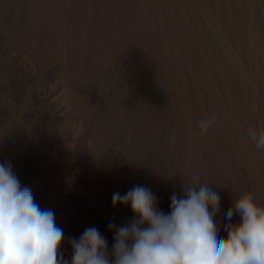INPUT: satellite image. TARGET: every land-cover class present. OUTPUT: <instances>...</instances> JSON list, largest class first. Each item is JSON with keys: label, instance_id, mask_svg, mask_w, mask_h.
<instances>
[{"label": "rangeland", "instance_id": "374dc122", "mask_svg": "<svg viewBox=\"0 0 264 264\" xmlns=\"http://www.w3.org/2000/svg\"><path fill=\"white\" fill-rule=\"evenodd\" d=\"M23 1L22 0L20 1L0 0V59H6L10 61V65L13 71L16 73L23 74L27 72V75H28L29 73L32 72L31 73L32 79L29 78V81H28L30 84H32L37 80L38 77H40L38 76L39 73L36 70L41 62L40 59H42L43 57V56L41 57V55H44L43 53L46 51V49L48 50L49 53L46 51L45 55L47 53L48 56L50 52L52 53L53 51L55 52L57 50L58 48L57 46L59 43L58 38L60 37L59 34H61V32L59 30L60 28L56 25H51L52 30L50 29V26L44 27V29H42L40 33L38 34V37H36V34L34 31H32V29L28 30L29 33L28 31H25L24 30L25 27L23 25L26 24L25 22L27 20L28 11L25 6L26 0H23ZM92 1L96 6H100L101 4L105 3V0H97V1L92 0ZM111 1H112L111 3L114 5L113 16L109 20L102 21L100 20V18H96V15H95L96 10L94 11L92 10V13L88 12L87 10L88 0H58V2H60L61 4L69 6V9L71 11V16L68 18L69 26L66 28V31H65L67 33L66 42L68 41V44H69V41L71 42L70 44L72 45L73 40L77 42L80 40L79 36L82 35L84 27L86 28L87 24L89 25L92 24L94 25L93 27H96L95 30L93 29V27L91 28V31H93L94 34L93 33L91 34V31H90L88 35L89 40L87 39L86 41V44H87L86 52H90L87 55H90L92 52L93 53L89 57L86 55V57H88L87 58L88 64L92 68H94L95 78L93 77L94 80H92V82L93 83L95 82V84L98 87H96L95 84L93 85L92 82H91L92 85L90 84V86H88L87 89L95 88L94 89L95 91L93 90L94 94H93V91L89 89L91 91L88 90L89 92L87 93V95L83 96L82 106L81 104H79L77 109L76 107L74 108V112H77V114H79L78 115L79 117L78 116L68 117L67 122H69L68 123L70 125L69 127L76 131H79L77 132L78 136H82L83 134H85L83 128H80V130L78 129L79 120H80V111H82V113L85 114L84 117L86 118V122H87L86 126H88L87 128L89 130V132H87L88 134L86 135V138L84 142L82 143V145L85 146V148L89 150L90 153L92 152L91 153L92 158L98 159L100 156L105 155L104 157L102 156L103 158L102 157L100 158L109 160L112 154L111 152H108V151H113L117 149L118 151L123 152L124 159H126V162L129 165L128 166L129 169L131 168L130 170H133V171L129 170L130 171L129 173L127 169V164H125L126 168L124 170L126 171V173H128V175L130 174L129 176L131 175L133 176V174L138 175L141 172L140 174L144 178L149 179V182L152 186L157 187L160 191L164 193L166 192V194L170 196H172L174 192L176 194L178 193L177 196H181L183 194L182 192L180 193L177 187H178V184L181 187H183V183L188 182L187 175L189 174L192 176L194 174L199 175L200 182L211 184L214 191H217L218 193L220 192L219 196L222 199L220 198V213L217 214V217H219L222 213L224 214L228 210V208L225 209L226 206L228 207V205L226 204L228 203V199L224 201L226 192L225 190H223V188L225 189V186L223 182L213 180L210 177V174L208 172L205 171L206 172L205 173L202 170V167L198 163L199 161L195 157L192 150L189 149L184 144L183 138L186 136V133H185L186 123H184V120L182 118V114L180 110V99H179L178 94L176 93L175 85H173L174 82L172 83V80H169V82L165 81L166 79L167 80L171 79V77H174V75H169L166 72L167 69L165 68L178 65L180 56H183L182 49L183 47H185V51L190 56V60L192 61L191 64H192V69H193V74H192L193 84H195V86L198 84L202 85V88L199 91L200 97L206 100L210 104V109H213V111L215 110L214 112L217 115L221 117H226L225 115L228 111H232L233 114L235 115V119H236L235 126L232 127V125H229L226 118L223 119V122L221 124L224 127L225 131L227 132V135L224 138V142H223L224 145L226 146L225 147L226 152H227L226 157L229 159L230 157H232L233 144L234 143L237 144L236 139H237V136L240 135L244 138L246 142L249 158L252 160H258L260 162H263L264 161V150L257 151L255 144L247 137V131L249 128L259 127L256 121V113H254L256 109H258L262 113L261 126H264V110H263L264 109V0L263 1L262 0H199V1L198 0H184V6L186 8L185 9L186 14L184 15L176 11L175 5L172 4L173 3L172 0H146V1L143 0L144 2H142V0H120V1L111 0ZM84 2L86 4H83ZM141 2L143 4L140 5ZM146 2H148L147 3L148 5H146ZM202 2L203 4L201 5ZM6 5L7 6L9 5L8 8ZM143 6H144L145 11L142 8ZM228 9L230 10L231 17L228 16V12H227ZM23 12H26L27 14ZM115 13L117 17L115 16ZM251 13L254 15L253 18L256 24L258 23L257 25L259 28V34L257 38H255L253 34L251 33V28H250V23H249V18H250ZM60 16H63V14H61ZM126 17L127 18L130 17V18L126 19ZM74 18L75 20H73ZM89 18L91 19L89 20ZM122 18L125 21V23L124 21H122ZM119 20L120 22L122 21L124 24H122V22L121 24H119L120 23ZM172 20H173V23L175 25V30H176L174 31L175 32L174 39L171 37L170 32L167 31V25ZM217 20H219L221 25L224 26L225 40H222L220 36L216 34V21ZM109 21H112V22H109ZM114 22L115 24L116 23L117 24L114 25ZM197 22H199V24L201 25L203 24L202 27L204 29L202 28V31L204 33V37H205V41L207 43V49H208V50L206 49V51L202 48L199 42V38H198L199 36H198L197 25H196ZM99 23L100 25H98ZM105 23H107L106 25L108 26H106ZM113 25L116 27H114ZM18 26L20 28L17 29ZM22 26L24 27V29ZM13 27L14 29H12ZM108 27L112 28V30L108 29ZM121 27L123 30H121ZM116 28L117 29L120 28V30L117 31ZM11 30L13 31L15 30L16 33ZM22 31L23 33L26 32L24 33L26 34V36L28 35L31 38L35 37L36 39L33 38L34 41L36 40L38 42L39 41L41 42L43 40L42 42H44L45 39L46 41L43 43V45H41L42 42L38 43L36 46L37 48H36L35 45L37 42L35 43L29 37L26 39L25 38L26 36L23 35ZM10 33L11 34L14 33L12 35L13 37H10L11 36ZM15 34L16 35L21 34V37L20 36L17 37L18 39L20 38L23 40L26 39L24 41L20 39L23 45H24V42H27V41H28L27 43H29L30 41L33 42L34 46L33 44H31L32 46L29 45L31 42L28 44V46L31 48L30 51L32 50L33 51L32 52L27 51L30 49V48L27 49L28 48L27 43L24 46L22 45V48H21L22 43L20 44L19 42H17L16 44V40L18 39H16ZM120 35H122L123 37ZM41 36H45V39H43L44 37H41ZM168 36L170 37V43L173 42V40L176 42V47H175L176 49L170 45V48L167 49L166 51L164 40ZM73 37L76 38L77 40L74 39ZM11 38H15L16 40L15 41L13 39L11 40ZM47 38H49L51 42ZM70 38H72L73 40L71 41ZM94 38L96 39L95 42H94L95 40ZM13 41L15 44H13ZM75 41L73 42L75 43ZM180 41L183 43V47L180 45ZM46 42L47 43L50 42L48 43L49 46L47 45ZM260 42L262 45L259 44ZM70 44L68 45V48H70V50H74L72 48L76 49V51L75 50L74 51L77 55H75L74 51L73 53L71 51V55L76 56V57H73V59L76 58L79 61L80 53H81V50L79 49L80 44L78 43V46L74 44L76 45L75 47H69L71 46ZM91 45L96 46L93 48L98 47V49H94L95 50L94 52ZM38 46H40L39 51L42 52V54L39 52L37 53ZM43 46L45 47V49ZM47 46L48 48H46ZM77 48L79 50H77ZM96 50L97 51L99 50V52H97ZM28 52L31 53V55L28 54ZM96 52H97V55H96ZM93 54L95 56H92ZM105 54H107L106 55L107 57H105ZM120 54L121 55L123 54V55L121 56ZM238 54H240L242 58L241 64L238 62V59H237ZM39 55H40V58H39ZM97 56L98 57L100 56L101 58L99 57L98 59ZM93 57L94 59H92ZM96 57H97V60H96ZM45 58L49 60L48 57H45ZM89 58L92 60H89ZM55 59L57 60V58H53V60ZM71 59H72V56H71ZM71 59L70 61L73 63L78 62L76 61V59L75 60H71ZM44 60L45 59L43 58V62ZM48 60L47 62L50 61ZM104 60H106L107 62ZM52 61L49 63V65L55 62V61L54 62ZM42 64L43 63L41 62V65ZM57 64H58V60L56 61V65ZM138 64L142 66V68L144 69V73H143V77H142L140 84L138 86L133 87L134 85L132 82L133 80L132 78L134 75V69L135 67H137ZM49 65L48 63L46 65L44 62L45 70H43V73H46V75L50 76L49 78H51L50 80H52L51 81L52 82L51 86H52L54 85V83H59L58 81H60V79L58 78V75L53 70L55 63L51 64L50 66ZM106 67L108 70H103V68L106 69ZM102 71H105V73L106 71H108V74L109 75L111 74V75L107 77L108 74L107 73L105 74ZM100 73L102 75L104 74L106 75V76L105 75L103 76L104 80L101 78L102 75L100 76ZM115 75L117 76L115 77ZM54 77H57V79ZM99 78L102 80V83H101V80L99 81ZM112 78L114 79L112 80ZM105 79L108 80L107 83ZM43 83L45 82L40 81L39 85H41V87L45 86V84ZM100 85L102 87V88L100 87L101 89L99 88ZM251 85L254 87V90H255L254 98H252V95L249 92L251 90ZM97 88L100 90H98ZM104 88L106 89V91ZM112 88L114 91L112 90ZM87 89L85 90L83 94H86ZM108 89L110 90V92L111 91L112 92L110 93ZM13 90L14 89H11V90L7 89V87H5L2 84L1 78H0V112L3 113V115L0 113L2 115L1 117L2 122H0V129L6 128L7 126L11 124L16 126V118L19 117L21 110L24 108L23 106V101H24L23 91L24 90L21 89L22 90L21 93H18L20 99L14 98L16 93H13L15 91ZM169 90H170V95L168 93ZM103 91L106 94H104ZM98 93H101L102 95ZM105 95H107L108 97H106ZM168 95L170 96V98H168ZM110 96L111 98H109ZM197 96L198 94L194 92L193 99L195 103L197 100ZM149 98L151 101L149 100ZM100 99H103V100H100ZM99 100L101 101L100 102L101 104H99ZM108 101L111 103H109ZM103 106H107L106 107L107 109H105L104 111L107 110L108 112L106 111L104 113L105 115L102 117L101 111L104 108ZM195 106L197 107V105ZM157 107H159V109ZM100 108H101L100 112L98 111L100 115H98L96 110ZM119 111H120V114H119ZM94 113L98 115V117L96 116V119L99 120V122L95 119V116H93L95 115ZM74 114L76 115V113ZM102 114H103V111H102ZM122 117L125 119H123ZM98 124H100V127L98 126ZM89 125H92V126H89ZM65 126H66V123L62 125L61 127L64 128ZM90 127L92 128V130H90L91 129ZM94 127L97 128L98 130L94 129ZM94 130H96V132ZM127 137H130V138L132 137V139L127 138ZM208 149L205 146V150H204L205 154H202L203 155L202 159L209 164V167H212L213 166L212 164L215 163L218 159H220V153L216 150L213 151L210 149L211 150L210 151ZM221 150L223 151V148H221ZM125 155H127L128 157H125ZM128 161L129 162L131 161V163H129ZM187 166L190 167L191 169L188 168ZM61 170L62 172H64L65 170L68 171L70 170V166L67 163H64L61 166ZM78 172H81V171L79 170ZM253 190L254 191L256 190L255 187ZM253 190L251 186L245 185V187L243 186V188H241V193L242 194L249 193L253 195ZM106 192H105L106 195L104 194L105 199L108 202H111L112 195L115 192L114 186L112 187L111 185V186L106 187ZM221 201H223V203H221ZM59 224H62V223L60 222ZM68 224L70 225L74 223L69 222ZM61 226L64 229V234H65L67 241H69L71 238L70 233L67 231L66 228H64L63 225ZM81 235L82 233H78V238ZM69 250H70V253L72 254V249H69Z\"/></svg>", "mask_w": 264, "mask_h": 264}, {"label": "bare ground", "instance_id": "6f19581e", "mask_svg": "<svg viewBox=\"0 0 264 264\" xmlns=\"http://www.w3.org/2000/svg\"><path fill=\"white\" fill-rule=\"evenodd\" d=\"M17 1H20V0H17ZM172 1H173L172 4L175 5L176 11L182 13L183 15L186 14V10H185L186 8L184 6V0H172ZM111 2H112L111 0H105L104 4H101L100 6H96L92 0H88L87 10L90 13H92V10L93 11L96 10V14H95L96 18H100V20H102V21L103 20H109L113 16V12H114V9H113L114 5ZM142 2H144V1L142 0ZM142 2L140 3V5L143 4ZM148 2H146V5H148L147 4ZM18 4H19V2H18ZM83 4H86V3L84 2ZM115 4H116V2H115ZM117 4H118V2H117ZM202 4H203V2L201 3V5ZM252 4H254V3H252ZM68 5H70V4H68ZM80 5H82V4H80ZM8 6H7V8H8ZM25 6H26V9L28 11V14L26 13L27 11L23 12V13L27 14V20L25 22L26 24L23 25L25 27V29L22 26L25 31L32 29V31L35 32L36 37H38V34L40 33V31L42 29H44V27L50 26V29H51V25H56L60 28L59 30H60L61 34H59V36H60L59 38L57 37L59 39L57 50L55 52L53 51L54 53L50 52V54H49L50 57H49L47 55V53L45 55V52L46 51L48 52L47 49L43 53L44 55H41L42 52L39 51L40 46L43 45V43L46 41L45 36H41V37H44L43 39H45L44 42H42L43 41L42 40L41 41L42 43H41L40 41L39 42L36 40L34 41V39H36L35 37H33L34 38L33 39V38L29 37L28 35L26 36V34H24L26 32L23 33V31H22L23 35L26 36L25 37L26 39L29 37L35 43L37 42L35 47L37 46L38 43H41V45L38 46L37 53L39 52V53H41L40 54L41 57L43 56L42 59H40V61L43 64L41 65V62L39 61L40 64H39V66L37 65L38 67H37L36 71L39 73L38 76H40V77H38L37 80L32 84H30L28 82L29 78L32 79V74H31L32 72L29 73L28 75H27V72L23 73V74L16 73L13 71V69L10 65V61H8L6 59H0V72H1L0 78H1L2 84L5 87H7V89H10V90L14 89L15 90V91L13 90L14 91L13 93H16V95L14 96L15 99L19 98L18 93H21V91H22L21 89L24 90L23 91V93H24V101H23L24 108L22 107L23 109L21 110V113L19 112L20 115L18 118H16V116H15L16 126L11 124V125L7 126L6 128L0 129V162L10 161L12 163L13 169H14L16 175L18 176L21 184L22 185H29L31 187L33 194H34V197H35V200L40 205L41 208H50L54 211L56 223L61 228H62L61 225H63L64 228H66L67 231L70 233L71 238H77L78 239V233H83L85 231V229H87V228L96 227L99 229L100 233L107 239L108 249L110 252L112 245L114 243V239H113V232L111 230H109V227H108L109 223L110 222L115 223V225L118 227L122 226L123 224H125V223H127L133 219V214H132L130 207H121V206L113 207L112 201L108 202L105 199L104 194L106 192V187L112 185V187L114 186V188H115V192L118 191V192L123 194L127 190L132 188L133 186H136V185L146 186V187L150 188L153 191V193H155V195L157 197V206L160 210H162L165 213H168L170 211L171 196L166 194V192L164 193V192L160 191L157 187L152 186L149 182V179L144 178L140 174L141 172L139 174L137 173L138 175L133 174V176L132 175L129 176L130 174L128 175V173H126V171L124 170L126 168L125 164H127L126 159H124V154H123V152L118 151L117 149H115L113 151H108V152H111V154H112V156L109 160L102 159L105 155L104 156L102 155L103 157L100 156V157H102V158L99 157L100 159L99 158L98 159L92 158V156H91L92 152L90 153V151L87 150L85 148V146L82 145V143L84 142V140L86 138V135L88 134L87 132H89V130L87 128L88 126H86L87 122H86V118L84 117L85 114L82 113V111H80V120H79L78 129L80 130V128H83L85 134H83L82 136H78L77 132H79V131H76V130L69 127L70 126L68 124L69 122H67L68 117H71V116L73 117V116L79 115V114H77V112H74V108L76 107V109H77L79 104H81V106H82L83 96L87 95V93L89 91H91V90L93 91L95 89V88H93V89L89 88L91 90L87 89L95 77H94V68H92L88 64V59H87L93 52L90 55H87L90 52H86V50H87L86 49V45H87L86 41L88 39V35L91 31V28L94 25H92V24L86 25L85 24L86 28L84 27L82 35L79 36L80 40L78 42L73 40L72 38H70L71 41L72 40L75 41V43L72 41V45L76 44V42H77V44H76L77 46H78V43L80 44L79 49L81 50V53H80V58L77 57L80 59L78 61L76 58L73 59V57H76V56L71 55V51L73 53V51L74 50L76 51V49L72 48L74 50H70V48H68V45L71 42L69 41V44H68V41L66 42V34L67 33L65 31H66V28L69 26L68 18L71 16V11L69 9V6L61 4L60 2H58V0H26ZM203 7H204V5H203ZM142 8L144 9V6ZM24 9H25V7H24ZM112 9H113V11H112ZM81 10H82V8H81ZM139 11H140V9H139ZM144 11H145V9H144ZM130 12H131V10H130ZM170 12H171V10H170ZM227 12H228V16H230V10L229 9L227 10ZM134 13H135V11H134ZM61 14H63V16H60ZM121 14H123V13H121ZM219 15H220V13H219ZM115 16H116V13H115ZM253 17H254V15L251 13L250 18H249V23H250L251 33L253 34V36L255 38H257L258 34H259V28L257 25L258 23L256 24ZM123 18H124V16H123ZM123 18H122V21H124ZM128 18H130V17H128ZM128 18L126 17V19H128ZM85 19H87V18H85ZM90 19L91 18H89V20ZM94 19H95V17H94ZM94 19H93V21H94ZM164 19H166V18H164ZM73 20H75V18ZM21 22H22V20H21ZM109 22H112V21H109ZM119 22H120V20H119ZM121 22L119 24H121ZM235 22H236V20H235ZM87 23H88V21H87ZM124 23H125V21H124ZM124 23L122 22V24H124ZM239 23H241V22H239ZM106 24L107 23H105V25ZM116 24L114 22V25H116ZM98 25H100V23ZM196 25H197V32H198V36H199L198 38H199L200 45L206 51L207 43L205 41L204 33L202 31V28H203L202 25L203 24L201 25V24H199V22H197ZM19 26L17 27V29L21 27V26L20 27ZM106 26H108V25H106ZM111 27H112V25H111ZM114 27H116V26H114ZM95 28L96 27H93L94 30H95ZM125 28H124V30H125ZM12 29H14V27ZM108 29L112 30V28H109V27H108ZM15 30L14 31L11 30V31L16 33L17 30L16 31ZM113 30H114V28H113ZM119 30H120V28L117 29V31H119ZM121 30H123L122 27H121ZM167 31L170 32L171 37L174 39V33H175L174 31H176V30H175V25L173 23V20L170 21V23H168ZM20 32H21V30H20ZM18 33H19V31H18ZM28 33H29V31H28ZM92 33H93V31H91V34ZM13 34L10 33V35H11L10 37H13L12 36ZM216 34L218 36H220V38L222 40H225V29H224V26L221 25L219 20L216 21ZM31 35H33V34H31ZM124 35H126V34H124ZM18 36L21 37V34L16 35V39H18L17 38ZM120 36H122V35H120ZM68 37H69V35H68ZM132 38H133V36H132ZM12 39L14 41L16 40L15 38H11V40ZM20 39L16 40V44H17V42H19L20 44L22 43L21 40H23V39H21V40ZM26 39H24V40H26ZM39 39H41V38H39ZM47 39L49 40V38H47ZM74 39H76V38H74ZM14 41H13V44H15ZM95 41H96V39L94 40V42ZM27 42H24V45H26ZM50 42H48V43H50ZM29 43H27V46ZM48 43H47V45H48ZM31 44H33V46H34L33 42H31L29 45L32 46ZM52 44H53V42H52ZM259 44H261V42ZM22 45H23V43L21 44V48H22ZM72 45L69 47H75L76 46V45H74V46H72ZM164 45H165V49L167 51V49L170 48V45L173 48H175L176 42L173 40V42L170 43V37L168 36L164 40ZM180 45L183 47V43L181 41H180ZM27 46H25V47H27ZM44 46H46V45H44ZM48 46L46 48H48ZM93 47H96V46H92V48ZM99 47H100V45H99ZM29 48L30 47L28 46L27 49H29ZM87 48H88V46H87ZM44 49H45V47H44ZM50 49H51V47H50ZM79 49L77 48V50H79ZM94 49H98V47L93 48V50ZM216 49H218V48H216ZM30 50H31V48L27 51H29V52L33 51V50L30 51ZM182 50H183V56H180V58H179L180 60L178 62V65L165 68V69H167L166 72L169 75H174V77H171V79H168V80L166 79L165 81L169 82V80H172V83L174 82L173 85H175L176 93L178 94L179 99H180L181 114H182V118L184 120V123H186V131H185L186 136L183 138L184 144L189 149L192 150V152L194 153L195 157L198 159V161H199L198 163L201 165L202 170L204 172L205 171L208 172L210 174V177L213 180L223 182V184L225 186V189L223 188V190H225V192H226V195L224 197L225 200H224V198H223V200L226 201V199H228V203H226L228 205V207L227 206L225 207V209L228 208L227 212L232 207L233 200H235L239 196L243 195L241 193V188H243V186L245 187V185L251 186L252 190L255 187L256 190L255 191L253 190V196L257 199V201L261 205H264V161L260 162L258 160H252L249 158L246 142H245L244 138L240 135L237 136V139H236L237 144H235V143L233 144L232 157H230V159L226 157V153H227L226 149H225L226 146L224 145L223 142H224V138L227 135V132L225 131L224 127L221 124L223 122V119L226 118L229 125H232V127L235 126V122H236L235 115L233 114L232 111H228V110H227L228 112L225 115L226 117H221V116L217 115L214 112L215 110L213 111V109H210V104L206 100H204L200 97L199 91L202 88V85L198 84L195 86V84H193V81H192L193 69H192V64H191L192 61L190 60V56L185 51V47H183ZM75 51H74V53H75ZM104 51H105V49H104ZM29 52H28V54L31 55V53H29ZM94 52H95V50H94ZM97 52H99V50ZM97 52H96V55H97ZM239 52H241V51H239ZM78 53H79V51H78ZM113 53H115V52H113ZM94 54L92 56H95ZM240 54L237 55V59H238V62L241 64L242 58H241ZM40 55H39V58H40ZM70 55L72 56V59H71ZM75 55H77V54L75 53ZM86 55L88 57H86ZM99 55H100V53H99ZM106 55L107 54H105V57H107ZM111 55H113V54H111ZM44 56L48 57L50 61L47 58H45ZM117 56H119V55H117ZM97 57H96V60H97ZM99 57H98V59H99ZM43 58L45 60L47 59L49 61V62H47V60L46 61L44 60L46 65H47V63L49 65V63L53 60V58H57L58 64L56 65L57 60L55 59L52 61V62L55 61L54 62L55 65H54V67L53 66L52 67H53V70L55 71V73L58 75V78L60 79V81H58L59 83H54V85L51 86L52 80H50L51 79V78H49L50 76L46 75V73H43V70H45ZM90 58H89V60L94 59V57L92 59H90ZM70 59L71 60L76 59V61H78V62L73 63L70 61ZM228 59H229V57H228ZM228 59H226V60H228ZM31 60H33V59H31ZM31 60H29V61H31ZM104 61H106V60H104ZM104 61H103V63H104ZM233 61H234V59H233ZM54 63H51V64H54ZM105 66H107V65H105ZM105 66H104V68H105ZM52 67H50V68H52ZM104 68H103V70H108L107 67H106V69H104ZM32 71H34V70H32ZM102 72L105 73V71H102ZM106 73L108 74V71H106ZM143 73H144V69L142 68V66L140 64H138L137 67H135V69H134V75L132 78L133 79L132 82L134 85L133 87L138 86L140 84L142 77H143ZM101 75L102 74L100 73V76ZM104 75L101 76L102 79H103ZM110 75L108 74L107 77ZM116 76L117 75H115V77ZM54 78L57 79V77H54ZM151 78H153V77H151ZM169 78H170V76H169ZM113 79L114 78H112V80ZM100 80L101 79L99 78V81ZM40 81L45 82V83H43V84H45V86L41 87V85H39ZM153 81H155V80H153ZM107 82H108V80H106V83ZM147 82H148V80H147ZM101 83H102V80H101ZM103 83H105V82H103ZM92 84L94 85L95 82L94 83L92 82ZM117 86H118V84H117ZM96 87H98V86L96 85ZM100 87H101V85L99 86V88ZM245 87H246V85H245ZM106 88H107V86H106ZM108 88H109V86H108ZM86 89H87L86 94H83ZM100 89H98V90H100ZM104 89H102V90H104ZM112 90H113V88H112ZM232 90H234V89H232ZM94 91H93V94H94ZM97 91H96V93H97ZM105 91H106V89H105ZM108 91L110 92L109 89H108ZM117 92H118V90H117ZM142 92H143V90H142ZM194 92L196 94H198L196 103L193 99V93ZM243 92H245V91H243ZM249 92L251 93L252 98H254L255 90H254V87L252 85H251V90ZM101 93H98V94H101ZM168 93L170 95V90L168 91ZM104 94H106V93L104 92ZM130 94H131V92H130ZM107 95H105V96L108 97ZM169 95H168V98H170ZM115 96H117V95H115ZM109 98H111V96ZM142 99H143V97H142ZM216 99H218V98H216ZM100 100H103V99H100ZM100 100H99V104H101ZM149 100H150V98H149ZM109 103H111V102H109ZM195 105H197V107ZM99 106H101V105H99ZM103 107H104L102 109L103 114L101 111L102 117L105 115L104 113L107 111V110L104 111L105 109H107L106 108L107 106H103ZM101 108L96 110L97 113H98V111L100 112ZM122 108H123V106H122ZM157 108L159 109V107H157ZM88 111H89V109H88ZM74 113H76V115ZM254 113H256V121H257L258 126L260 127L261 123H262V117H261L262 113L258 109H256ZM1 114L3 115V113H1ZM1 114H0V122H2V119H1L2 115ZM119 114H120V111H119ZM168 114H169V112H168ZM98 115H100V114L98 113ZM98 115L95 114L93 116H95V119H96V116L98 117ZM212 116L216 117L214 124L209 128L207 133L202 135L200 128H199V121L201 119H204V118H211ZM78 117H77V119H78ZM123 119H125V118H123ZM101 120H103V119H101ZM97 121L99 122V120H97ZM140 121H142V120H140ZM65 123H66V126L64 128H62L61 126L64 125ZM100 124H98L99 127H100ZM89 126H92V125H89ZM101 128H103V127H101ZM94 129L98 130L95 127H94ZM90 130H92V128ZM96 130H94V131L96 132ZM230 133H228V134H230ZM127 138H130V137H127ZM130 139H132V137ZM134 141H135V139H134ZM175 144H176V142H175ZM205 146L207 149L210 148L211 150H213V151L216 150L220 153V159H218L215 163H213L212 167H209V164L202 159V156H203L202 154H205L204 153ZM221 148H223V151L221 150ZM210 149H208V150H210ZM128 151H130V150H128ZM96 157H98V156H96ZM125 157H128V156L125 155ZM108 158H109V156H108ZM64 163H67L70 166V170H68V171L65 170L64 172H62L61 166ZM129 163H131V161ZM128 166L129 165L127 164V169H128V172L130 173V171H133V170H130L131 168L129 169ZM131 166H133V165H131ZM188 168H190V167H188ZM78 169L81 172H78L79 171ZM132 169H133V167H132ZM138 170H139V168H138ZM135 171H134V173H135ZM168 174H169V172H168ZM191 178H192V175H190V174L187 175L188 181H190ZM183 185H184V183H183ZM177 189L180 191V193L182 192V187L179 184H178ZM226 196H227V198H226ZM221 203H223V201H221ZM227 212L224 214L222 213L219 217H216L217 223L220 227L219 236L221 239L225 238V232H224L225 226L228 223H236L239 220V217L237 215H234L232 217L231 221L227 220L225 218ZM219 213H220V211H219ZM60 222L62 224H59ZM69 222L74 223V224L69 225L68 224ZM63 232H64V229H63ZM68 242L69 241H67L65 234H64V241H63L61 250L64 253L63 255H65L64 258L70 260L72 254L70 253L69 249H71V246Z\"/></svg>", "mask_w": 264, "mask_h": 264}, {"label": "clouds", "instance_id": "9594fccd", "mask_svg": "<svg viewBox=\"0 0 264 264\" xmlns=\"http://www.w3.org/2000/svg\"><path fill=\"white\" fill-rule=\"evenodd\" d=\"M215 116L199 121L201 134ZM247 137L264 150V126L249 128ZM174 192L170 211L157 206L153 191L136 185L114 192L113 207H130L133 219L122 226L110 222L114 243L96 227L70 238L71 259L62 249L63 229L50 208H41L29 185H22L10 161L0 162V264H264V205L251 194L233 200L225 218V238L219 236L220 196L194 174Z\"/></svg>", "mask_w": 264, "mask_h": 264}]
</instances>
